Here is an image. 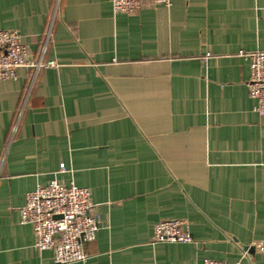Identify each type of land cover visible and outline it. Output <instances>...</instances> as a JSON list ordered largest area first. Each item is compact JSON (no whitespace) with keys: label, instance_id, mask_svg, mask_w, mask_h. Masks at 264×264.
Returning <instances> with one entry per match:
<instances>
[{"label":"crops","instance_id":"crops-1","mask_svg":"<svg viewBox=\"0 0 264 264\" xmlns=\"http://www.w3.org/2000/svg\"><path fill=\"white\" fill-rule=\"evenodd\" d=\"M0 30L56 64L0 81V264H54L19 216L53 179L100 216L70 264H264V117L239 55L264 50V0H0ZM169 219L193 242H154Z\"/></svg>","mask_w":264,"mask_h":264},{"label":"built area","instance_id":"built-area-1","mask_svg":"<svg viewBox=\"0 0 264 264\" xmlns=\"http://www.w3.org/2000/svg\"><path fill=\"white\" fill-rule=\"evenodd\" d=\"M114 14H131L147 5L170 6L171 0H109ZM49 36V33H48ZM44 51V48H43ZM249 62L247 81L249 96L254 100V111L264 117V50L239 52ZM56 66L55 62L43 63L30 59L29 50L15 30H0V81L15 79L17 70ZM60 172H65L60 164ZM20 222L33 229V247L38 251L52 252L54 264L84 262L87 255L84 244L96 239L100 229V216L91 202L90 191L75 185H64L53 179L45 186H37L25 194L19 208ZM154 242L191 243L193 238L186 222L176 219L162 220L153 227ZM256 252L264 254V240L253 242ZM204 264H226L206 259Z\"/></svg>","mask_w":264,"mask_h":264}]
</instances>
